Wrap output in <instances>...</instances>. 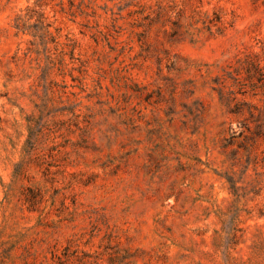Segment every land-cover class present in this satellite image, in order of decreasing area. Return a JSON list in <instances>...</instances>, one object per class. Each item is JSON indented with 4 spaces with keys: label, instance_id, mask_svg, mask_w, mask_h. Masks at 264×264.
Listing matches in <instances>:
<instances>
[{
    "label": "rangeland",
    "instance_id": "obj_1",
    "mask_svg": "<svg viewBox=\"0 0 264 264\" xmlns=\"http://www.w3.org/2000/svg\"><path fill=\"white\" fill-rule=\"evenodd\" d=\"M0 264H264V0H0Z\"/></svg>",
    "mask_w": 264,
    "mask_h": 264
}]
</instances>
